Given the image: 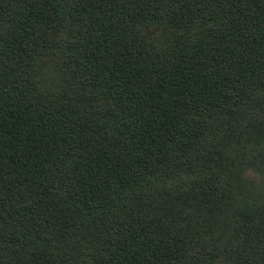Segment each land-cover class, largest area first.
Listing matches in <instances>:
<instances>
[{
    "label": "trees",
    "instance_id": "16d2710c",
    "mask_svg": "<svg viewBox=\"0 0 264 264\" xmlns=\"http://www.w3.org/2000/svg\"><path fill=\"white\" fill-rule=\"evenodd\" d=\"M0 264H264V0H0Z\"/></svg>",
    "mask_w": 264,
    "mask_h": 264
}]
</instances>
